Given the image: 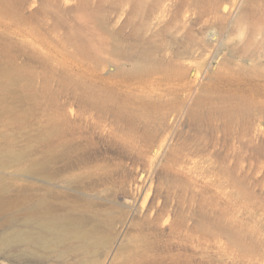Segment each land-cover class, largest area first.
I'll list each match as a JSON object with an SVG mask.
<instances>
[{
  "label": "rangeland",
  "instance_id": "obj_1",
  "mask_svg": "<svg viewBox=\"0 0 264 264\" xmlns=\"http://www.w3.org/2000/svg\"><path fill=\"white\" fill-rule=\"evenodd\" d=\"M0 264H264V0H0Z\"/></svg>",
  "mask_w": 264,
  "mask_h": 264
},
{
  "label": "bare ground",
  "instance_id": "obj_2",
  "mask_svg": "<svg viewBox=\"0 0 264 264\" xmlns=\"http://www.w3.org/2000/svg\"><path fill=\"white\" fill-rule=\"evenodd\" d=\"M95 85V84H94ZM90 86V85H89ZM92 89V88H91ZM93 96V95H92ZM99 96V95H98ZM106 99V98H105ZM30 207H33L34 205L32 203L28 204ZM63 222V221H62ZM36 224L42 228V230L44 231H55L57 234V236L59 237H63L66 236V234L64 233L62 227H61V219L57 218V217H53V218H39L36 221Z\"/></svg>",
  "mask_w": 264,
  "mask_h": 264
}]
</instances>
